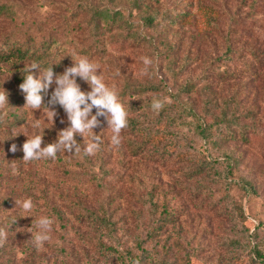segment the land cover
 Here are the masks:
<instances>
[{
	"label": "rangeland",
	"instance_id": "1",
	"mask_svg": "<svg viewBox=\"0 0 264 264\" xmlns=\"http://www.w3.org/2000/svg\"><path fill=\"white\" fill-rule=\"evenodd\" d=\"M150 1L153 6L158 3L162 12L187 11L190 20L185 25L171 26L161 21L147 26L141 23L136 11L129 10L126 0H0V3L6 2L16 10L18 21L24 20L21 28L25 31L32 30L27 27L31 21L48 19L47 24L51 23L48 28L55 29L53 34L57 31V45L63 49L70 47V41L86 46L92 40L86 36L89 31L85 15L64 27L63 16L69 11L88 3L121 5L125 12L131 11L130 18L144 45L109 47L102 59L105 63L109 61L108 85H115L119 94L123 87L129 90L136 85L166 87L159 93L148 91L122 101L129 112L142 114L150 110L153 98L168 102L181 84L194 82L197 116L210 126L207 137L184 126L188 135L183 137L193 153L217 157L219 161L229 156L234 163L227 178L223 176L225 164L221 162L217 168L221 176L181 186L173 182L178 177L172 168L169 176L173 181L161 163H150L153 175L160 179L158 189L164 193L161 203L165 204L169 217H164V212L160 214L159 237L138 250L142 264H264V0ZM208 16L212 20L210 24L205 20ZM3 24L7 32L9 24ZM91 46L95 47V43ZM96 55L100 56L98 50ZM142 56L153 60L148 75H141ZM184 61L187 63L181 70ZM166 64L174 65L172 73L166 71ZM204 114L206 117H202ZM115 148L106 159L109 174L113 176L122 166ZM1 193L2 186L0 201ZM31 216L18 220L14 229L6 228L8 238L0 247L1 264H70L68 256L55 251V246L63 240L54 224L51 241L40 249L33 246L29 231L35 233L31 225L41 215ZM123 219L116 220L117 226L124 222L131 229L127 230L128 234H121L123 245L119 254L105 255L97 249L89 252L91 259L83 264H131L128 250L132 248L136 252L134 234L139 230L133 229L136 222L133 217ZM95 238L97 248L103 247L102 237L98 234Z\"/></svg>",
	"mask_w": 264,
	"mask_h": 264
},
{
	"label": "trees",
	"instance_id": "2",
	"mask_svg": "<svg viewBox=\"0 0 264 264\" xmlns=\"http://www.w3.org/2000/svg\"><path fill=\"white\" fill-rule=\"evenodd\" d=\"M126 2L129 10L136 11L141 23L147 26H155L161 21L171 26L185 25L190 20L189 12L180 9L172 10L171 13L167 10L162 12L158 3L153 6L150 0ZM120 7L121 5L108 7L88 3L76 11H69L63 16L64 27L71 26L73 21L85 15V25L89 31L86 36L88 39L92 38L90 42L95 43V47H92L90 42L86 46L79 42L81 46L78 48L76 42L70 41V47L63 49L57 45V31L53 34L55 29L48 28L51 24H47L48 19L31 21L27 27L32 30L25 31L27 29L21 28L24 20L18 21L20 18L16 10L6 2L0 3V86L3 87H0V91L4 89L7 92L9 103L6 109L0 110V191L1 186L3 190L0 201V228L11 226L14 229L18 226L16 224H19L18 220L27 218L21 217L24 212L16 206L15 200L31 197L34 209L31 213L24 214L33 213L34 217L45 214L53 219V224L61 231L60 239L63 240V243L55 246V251L68 256L70 264L87 263L91 259L89 252L97 249L102 250L101 253L105 255H111L113 252L119 254L123 245L121 234H128L131 228L124 222L117 226L116 220L121 221L128 216L136 221L133 229L137 227L139 233L134 234L136 252L131 248L128 250L129 255L127 252L125 254L129 256L131 264H142V256L138 250L143 249V244L159 237L162 219L160 214L164 212V217H169V213L165 212V204L161 203L164 193H160L158 189L160 179L153 175L150 163H161L166 167L168 176L172 168L178 178L173 181L169 177L180 186L187 185V182H200L221 176L222 172L217 169L221 162L225 164L223 176L227 178L234 166L233 159L230 160L229 156H224V161H219L217 157L193 153L190 144L183 137L188 135L184 132V126H188L189 130L202 137H207L206 132L210 126L204 118L197 116L193 98L195 86L192 81L181 84L158 113L152 108L147 112L142 111V114L135 110L128 111V127L122 130V140L118 147L111 144V130L107 128L104 118L99 117L101 124L93 131L101 135L102 143L100 151L95 155L86 156L83 151L80 154L60 152L55 160H22V144L26 136L39 133L44 128L43 147L55 141L58 131L67 127L66 114L58 104L54 106L57 115L53 118V121H57L53 122L51 127L45 106L34 111L23 106L24 95L19 89V84L23 81L24 66L35 61L45 69L60 60L52 65L53 71L59 74L72 65L71 57L75 59L79 55H85L100 65V74L108 84L109 61L105 63L102 59L109 47L112 44H126L131 48L144 45L141 44L142 37L130 18L131 11L125 12ZM205 20L208 24L212 23L209 16ZM4 22L9 24L7 32L3 27ZM48 29L51 32H48ZM116 35L120 39H117ZM97 50L99 57L96 55ZM186 63L187 61L182 62L181 70ZM165 69L172 73L174 65L166 64ZM33 71L38 74V70ZM77 83L82 90H90L88 84L79 77ZM54 87L55 84L49 87L48 94L44 97L45 104ZM162 89L164 87L161 85L157 88L136 85L129 90L123 87L119 96L125 101L131 98V95H142L148 91L159 93ZM60 119H63L64 123H60ZM34 124H39L40 127L35 128ZM75 139L83 149V138L76 134ZM13 144L17 147L15 152L10 150ZM114 148L122 166L121 171L113 176L109 174L106 159L111 157ZM42 170H46L48 174ZM248 186L253 189L252 185ZM144 230L145 232H142ZM98 234L102 237L100 243L103 247L100 248H97L95 243V235ZM257 254L260 255L258 252ZM2 259L3 254L0 252V264Z\"/></svg>",
	"mask_w": 264,
	"mask_h": 264
},
{
	"label": "clouds",
	"instance_id": "3",
	"mask_svg": "<svg viewBox=\"0 0 264 264\" xmlns=\"http://www.w3.org/2000/svg\"><path fill=\"white\" fill-rule=\"evenodd\" d=\"M71 59L72 65L66 67L59 74L53 71L52 65L60 60L45 69H42L41 65L35 61L24 66L23 81L19 84V89L24 95L23 106H27L33 111L40 110L41 106H45L48 110L47 118L51 120V127L53 118L57 115L54 106L58 104L64 110L69 122L67 127L58 131L55 141L47 143L43 147L44 128L39 133L26 136L22 144V160L25 162L55 160L60 152L80 154L83 151L86 156L95 155L100 151L102 143L101 135L93 131L101 124L99 117L104 118L107 128L111 130V144L117 147L121 144L120 134L123 129L128 127L129 112L119 96L118 89L115 85L109 86L105 82L104 76L100 74V65L91 61L89 57L79 55L75 59L72 57ZM141 61L144 65L141 75H148L153 60L148 56H142ZM33 70H38V74ZM77 77L86 82L90 90H82L80 84L77 83ZM53 84L55 87L45 104L44 97ZM165 102L160 98H153L151 101L152 110L158 113L164 107ZM50 105L53 107H49ZM7 106H9L8 94L3 89L0 91V110L6 109ZM93 109H95V113H93ZM33 127L39 128L40 125L34 124ZM76 134L85 141L83 149L75 139ZM10 150L15 152L16 145H11ZM15 203L24 213H31L34 209L31 197L22 200L16 199ZM22 217L32 216L23 215ZM53 223L52 218L41 215L35 220V224L31 225L36 229L35 233L29 231L34 247L40 249L46 242L51 241ZM7 238V230L0 228V247L7 242Z\"/></svg>",
	"mask_w": 264,
	"mask_h": 264
}]
</instances>
